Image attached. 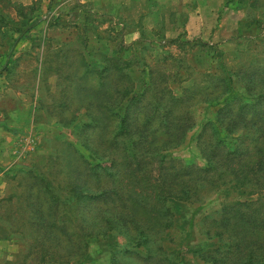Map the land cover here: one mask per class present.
I'll return each mask as SVG.
<instances>
[{"label": "trees", "instance_id": "16d2710c", "mask_svg": "<svg viewBox=\"0 0 264 264\" xmlns=\"http://www.w3.org/2000/svg\"><path fill=\"white\" fill-rule=\"evenodd\" d=\"M23 8L15 9L21 19ZM140 37L92 53L85 38L80 46L39 43L38 109L65 128L80 115L85 121L76 141L55 146L38 171L3 172L0 236L22 242L5 264L83 262L90 243L112 233L126 239L111 252L116 264H264V57L233 72L236 90L206 67H220L207 43L163 34L155 46ZM197 105L211 115L198 122ZM190 132L197 157L174 155ZM222 190L247 197L199 217L203 247L168 239L179 222L172 203H203Z\"/></svg>", "mask_w": 264, "mask_h": 264}, {"label": "rangeland", "instance_id": "374dc122", "mask_svg": "<svg viewBox=\"0 0 264 264\" xmlns=\"http://www.w3.org/2000/svg\"><path fill=\"white\" fill-rule=\"evenodd\" d=\"M85 2L88 4L87 8L90 7L96 13L78 5ZM116 3L120 7L119 10L111 7L113 0H0V15L6 16V21H9V24L5 23L0 27V44H3L0 45V68L4 71L7 86L13 84L15 87L31 89L36 86L37 76L32 70L37 63L36 58L40 57L41 41L58 45L67 40L68 45L80 46L85 38L88 51L92 53L94 50H101L106 44L115 47L118 39L131 45L143 35L153 39L154 45L159 46L161 35L174 38L181 34L187 40L199 39L216 50L218 55L215 62L219 59L220 67L218 64H214L215 67L206 64V67L214 68L218 74L228 79L236 90L241 89L233 72L243 63L264 57V0H121L122 4ZM17 6L24 7L26 17L23 19L17 17ZM30 7H33L32 10H29ZM12 21L16 22V25ZM25 27L27 30L22 32ZM152 32H157L158 35L152 36ZM19 33H22V36L19 37ZM45 38L48 40H44ZM149 49L150 46H147L146 57H149ZM168 49L174 54L178 52L175 45ZM128 54L129 52H126V56ZM17 57L19 58L14 62ZM94 57L91 55V59ZM7 62L10 63V70L3 67ZM197 68L206 69L200 66ZM173 88L176 92L179 91L178 86ZM24 98L27 99L28 96ZM1 103L6 108L14 106L10 98H4ZM211 113L212 108L204 109L203 105L194 108L198 122ZM40 114L44 122L40 131L22 136L23 163L15 164L16 171L5 172L27 169L38 171L47 156L54 153L55 146L60 145L63 140L76 141V133L85 121L80 115L72 126L65 128L48 122L42 110ZM193 136L190 132L185 144L177 149L174 155L185 159L196 156ZM48 150H51V153L48 154ZM4 173L0 172V187L4 186ZM238 193L222 190L207 196L203 203H172L175 213L179 216V222L171 230L168 239L176 243L188 241L191 251L203 247L197 224L199 217L235 195L239 198L247 197ZM125 243L126 239L115 233L99 238L90 243L88 258L73 264H116L117 257L113 260L111 252L114 249H122ZM20 250L22 242L19 238L0 236V264L14 258V253ZM120 256L119 254L118 257ZM120 262L134 264L131 258Z\"/></svg>", "mask_w": 264, "mask_h": 264}, {"label": "crops", "instance_id": "0c3cea01", "mask_svg": "<svg viewBox=\"0 0 264 264\" xmlns=\"http://www.w3.org/2000/svg\"><path fill=\"white\" fill-rule=\"evenodd\" d=\"M116 2L122 4L121 0H113L114 4L111 7L119 10L120 7ZM3 72L0 68V172L16 171L14 169L15 164L21 165L24 159L21 155L23 154L21 147H24L22 136L38 133L44 123L40 116V109H38L33 89L15 87L13 84L7 86L8 82ZM28 91L30 94H28ZM26 95L29 99L24 98ZM4 98H10L14 106L6 108L1 103ZM36 145L35 143V147H37ZM49 153H51V150H48Z\"/></svg>", "mask_w": 264, "mask_h": 264}]
</instances>
